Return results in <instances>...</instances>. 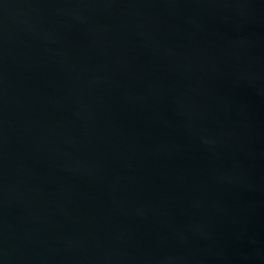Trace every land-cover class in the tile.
Masks as SVG:
<instances>
[{"label":"water","instance_id":"95a60500","mask_svg":"<svg viewBox=\"0 0 264 264\" xmlns=\"http://www.w3.org/2000/svg\"><path fill=\"white\" fill-rule=\"evenodd\" d=\"M0 264H264V0H0Z\"/></svg>","mask_w":264,"mask_h":264}]
</instances>
